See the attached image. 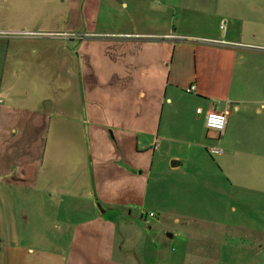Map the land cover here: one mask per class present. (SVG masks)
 <instances>
[{
	"label": "rangeland",
	"instance_id": "rangeland-1",
	"mask_svg": "<svg viewBox=\"0 0 264 264\" xmlns=\"http://www.w3.org/2000/svg\"><path fill=\"white\" fill-rule=\"evenodd\" d=\"M235 7L241 16L254 20L252 32L249 24L242 29L254 33L253 42L264 44V0H0V155L6 152L8 140L4 138L14 133L17 138L36 107L43 105L50 122L47 159L36 174L37 182L27 187L26 192L14 187L15 198L10 196V182L14 178L3 175L8 166L0 165V242L3 244L0 264H264V226H261L264 198L252 196L236 212H228L225 200L216 198L217 201L210 190L204 192L206 197L194 198L205 206L182 210L174 204L176 199L170 200L168 185L158 184L152 176L149 183L144 178V167L140 164L148 165L147 156L154 151L131 147L127 138L131 141L134 137L128 133L124 136L119 132L121 125L116 128L112 123L113 120L121 123L117 113L122 106L128 109L126 102L132 103L135 98V94H129L128 87L132 84H128L133 81L138 86L141 77L133 66L116 67L124 57L117 56L114 60L110 54L124 47L134 52L151 48V52L165 55L160 46L165 38L175 40L190 35L201 40L199 37L216 36L226 30L220 28L221 20H226V26L231 25L228 21L234 20V14L230 10ZM236 19H240L239 15ZM129 32L145 34L132 36L135 40H130V36L122 34ZM66 55L72 63L83 66L85 97L72 91L69 81L57 72L58 58ZM169 58L170 54L167 62ZM93 66L101 79L107 77L104 68L117 71L111 83L112 74H109L106 88L96 90V94L103 95L100 102H93ZM161 72L162 78L157 69L153 77L145 78L146 86L150 81L165 82L167 69L163 67ZM241 73L240 77L238 73L235 75L238 91L247 96L249 90V96H258L263 88L260 82L264 71L258 69L252 73L258 84L245 90L241 84L246 75ZM166 86L163 83L159 87L161 93L152 95L157 104ZM107 91L114 92L116 97H106ZM132 107L135 105L130 106L131 110ZM251 117L261 128V117L257 114ZM93 118L99 119L94 122ZM114 129L119 132L120 145L116 143ZM60 131H66L64 142ZM75 162L78 166H71ZM155 166L152 172L157 169L156 163ZM46 177L53 182L45 185ZM41 188L47 193L46 198L50 192H55V196L45 201V215L35 216L36 220L30 216L28 223L23 220V211L28 209V203L32 205L29 194ZM204 189L202 185L198 191ZM67 191L81 195L75 200L81 204L79 212L69 213L78 223L70 228L61 219L70 205L62 194ZM156 193L167 196L163 206L155 202ZM91 197L98 210L97 202L103 209L115 206L113 213L119 211L118 215L112 214L113 209L101 214L89 209L87 203ZM60 198H63L61 204ZM20 205L23 213L19 212L17 220ZM141 205L144 206L139 209ZM216 205L218 208H214ZM34 206H40L37 200ZM149 211L156 214L149 215ZM185 211H191L190 215L183 217ZM43 224L45 237L61 240L53 249L58 248L62 253L49 255L45 250L34 253L27 250L32 245L27 233L31 234L33 227L38 232ZM167 233L173 236L168 238ZM68 239H76V247L67 244Z\"/></svg>",
	"mask_w": 264,
	"mask_h": 264
},
{
	"label": "crops",
	"instance_id": "crops-1",
	"mask_svg": "<svg viewBox=\"0 0 264 264\" xmlns=\"http://www.w3.org/2000/svg\"><path fill=\"white\" fill-rule=\"evenodd\" d=\"M237 11L236 7L233 11L230 10V13L234 14V20L232 22L228 21V24L231 23V25H227L226 30L219 32L216 36L199 37L201 40H194L195 37L190 35L187 37L180 35L181 38H176V41L168 38L163 39L160 46L165 55L160 52H151V48L148 51H144L147 50L145 48L142 50L136 49V52H134L124 47L117 49L120 54H110L114 60L118 59L117 56L124 57V63L119 59L116 67L133 66L134 69L139 71L138 75L141 77L138 86H135L133 81L128 84H132L128 87V91L130 95L135 94V98L132 103L128 102L127 104L126 102L128 109L122 106L117 113L118 115L120 113L121 123H117L116 120H113L112 123L116 128L121 125L119 132H122L124 136H126L125 133H128L134 137L131 141L127 138V144H130L131 147L133 146L137 150L152 149L154 151L151 156H147L150 160L148 165L140 164L144 167V178H147L149 183L152 176L157 179L158 184L168 185L171 191L170 200L172 198L176 199L177 202L174 204L178 207L181 206L182 210H194L205 206V204L198 203L194 198L197 196H200V199L206 197L204 192H210V190L215 193V199L225 200V209L228 212H236L238 206L241 207L244 202H250L249 199L252 196L264 198V103L262 102V106L259 105V102L264 100V78L260 82L262 83L260 86L263 88L259 90L256 97L249 96L251 94L249 90L246 91L247 96L238 91L239 85L237 79H235L237 73L239 77L242 74L241 72L246 75L245 80H242L244 81L243 84H241L244 90L258 84L252 73L258 69L264 71V44L255 43L251 40L254 37V33H251L254 20L248 19L249 16H241V13ZM238 15L239 20L236 19ZM245 24H249L248 29L251 32L242 29ZM122 34L130 36L128 38L130 40H135L132 36L145 33L129 32ZM165 34L167 33H164V36ZM221 40L228 43H223ZM142 42L144 43V39ZM114 50L116 52L115 48ZM168 54H170V58L167 62ZM237 65L239 66L237 67ZM163 67L167 69V79L163 82L167 86L164 96L159 99L157 104L156 100H153V96L157 92L161 93L159 87L163 83L158 84L150 81L151 84L146 86L145 78L153 77L156 69L162 78L161 70ZM97 71L93 66V102L101 101L103 95L96 94V90L108 86L109 74H112L110 83L114 78L113 76L117 77L115 69L104 68L103 73H106L107 76L105 79H101ZM190 84L195 85V91L192 93L185 91V88ZM106 93V97H116L112 91ZM184 93L187 94L183 95ZM133 105H135V108L132 107L131 110L130 106ZM164 105H166L165 109ZM197 108H200V112L196 111ZM210 109L227 110V120L221 134L204 126L205 113ZM256 114L261 117V128L258 125L256 126L251 117ZM98 119L93 118L94 122H97ZM49 124L50 122L47 121L45 131L42 133L44 139L40 144L37 143L38 140L25 144H15V139L17 140L18 137L15 138L16 134L14 132L11 137L4 138L8 141H5L6 152L0 155V165L8 166L3 175H12L15 179L10 178L12 180L10 182L12 191L10 196L12 198H15L14 187L20 189L19 191L26 192L27 187L37 182L36 174L41 170L43 163L46 161L45 158L47 159L46 144L48 131L50 130ZM119 132L114 129L116 143L120 145ZM59 134L63 137L64 142L66 131H60ZM155 139H158L159 143L158 147L153 149L152 144ZM34 143L37 144L34 145ZM216 144L223 149V152L214 156L215 153H210L208 147ZM256 149L261 152H257ZM155 153H157L156 162ZM258 153L261 157L260 160L257 158ZM100 157L101 155L98 154V159ZM174 158L180 160L181 164L172 167L170 160ZM241 159H243V162H241ZM155 163L157 169L152 172L156 167ZM71 166L77 167L78 163L75 162ZM19 170L21 171L20 175L17 174ZM18 182H23L24 185H16ZM48 182H53V180L46 177L45 185ZM202 185L206 189L203 192L202 190L198 191V188ZM73 192H62L70 202L69 207L64 209L66 211L65 217L62 215L61 218L64 223H67L68 228L78 223V219L76 217L71 218L69 213L79 212L78 208L81 207V204L75 203L76 198H81L80 193ZM29 195L32 205L28 203L26 205L28 209H25L26 212L23 211L24 213L21 211L22 206L20 205L16 214V218H18L20 216L19 212H22L24 215L23 220H27L28 223L30 222V216L36 220L35 216L43 217L45 215V201L49 200L50 196H55V192H50L48 199L46 198L47 193L44 190L42 191V188L40 191ZM163 195L165 194L156 193L155 196L158 200L154 199L156 203L159 201L161 206L164 205L163 200L167 197ZM34 200H37L40 206L35 207ZM62 201L63 198L60 200V204ZM247 204L249 205V203ZM144 205H141L139 209ZM87 206L100 214L105 210L108 211V209H113L111 211L114 215H118L117 212L119 213V211L113 213L115 206L111 205L100 212L92 197L89 198ZM214 208H218V206L216 205ZM9 210L8 215L11 216V208H8ZM127 211L130 214L131 208ZM190 212H183V217L190 215ZM157 213L159 214V211ZM143 217H146L145 214ZM57 226L62 228L59 224ZM261 226H264V224ZM18 227L23 228L22 225ZM43 228L44 224L40 226L41 230L38 232L33 227L31 234L27 233L26 237L32 244L29 245L27 250L30 253L45 250L49 255L51 253H54L51 255L62 253L58 248L53 249L61 244V240L51 241V239L44 236L45 230ZM171 237L168 236V238ZM262 242L264 243V239ZM67 244L74 248L78 241L68 239ZM2 245L1 243L0 246L2 247ZM33 246L36 249H33Z\"/></svg>",
	"mask_w": 264,
	"mask_h": 264
},
{
	"label": "flooded vegetation",
	"instance_id": "flooded-vegetation-1",
	"mask_svg": "<svg viewBox=\"0 0 264 264\" xmlns=\"http://www.w3.org/2000/svg\"><path fill=\"white\" fill-rule=\"evenodd\" d=\"M71 61L69 55L59 57L56 62L59 66L57 72L63 74L67 79L66 81H69L70 85L73 87L71 88L72 91L77 93L80 92L81 98L85 97L86 83L83 66H77ZM47 121L49 122L43 105L41 107H36L35 110L32 111L30 118L27 120L26 126L21 128V135L18 136L17 140L15 139L16 142H13H15V144H25L33 140H38V142L41 140L42 143L44 139L42 133L45 131ZM171 236H173L172 233Z\"/></svg>",
	"mask_w": 264,
	"mask_h": 264
},
{
	"label": "built area",
	"instance_id": "built-area-1",
	"mask_svg": "<svg viewBox=\"0 0 264 264\" xmlns=\"http://www.w3.org/2000/svg\"><path fill=\"white\" fill-rule=\"evenodd\" d=\"M219 26L221 29L224 30L226 28V20H221ZM221 42L228 43L225 40H221ZM185 91L189 93L194 92L195 85L190 84L188 87L185 88ZM196 111L200 112V108H197ZM226 120H227V110L226 109H222V110L210 109L205 113L204 126L209 130H213L221 134L224 131ZM158 143H159V140L155 139L152 144V148L156 149L158 147ZM208 151L210 153L220 154L223 152V149L218 144H216L213 146H209ZM149 214L152 215V212H149Z\"/></svg>",
	"mask_w": 264,
	"mask_h": 264
},
{
	"label": "water",
	"instance_id": "water-1",
	"mask_svg": "<svg viewBox=\"0 0 264 264\" xmlns=\"http://www.w3.org/2000/svg\"><path fill=\"white\" fill-rule=\"evenodd\" d=\"M179 164H181V162H180V160H178V159H171L170 160V165L172 166V167H174V166H177V165H179ZM97 204V206H98V208H99V211L100 212H103L104 211V209L103 208H101V206H100V204L97 202L96 203ZM168 236H171V233H169V234H167Z\"/></svg>",
	"mask_w": 264,
	"mask_h": 264
}]
</instances>
